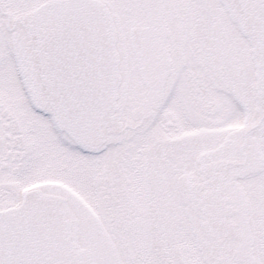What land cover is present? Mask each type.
Instances as JSON below:
<instances>
[{"label":"flooded vegetation","instance_id":"af4514ba","mask_svg":"<svg viewBox=\"0 0 264 264\" xmlns=\"http://www.w3.org/2000/svg\"><path fill=\"white\" fill-rule=\"evenodd\" d=\"M9 1L0 0V211L34 189L58 197L89 264H205L200 249L216 251L218 241L227 256L216 257L217 264H245L249 250L261 251L264 264V197L257 190L264 160L241 122L231 126L235 142L221 116L222 107L237 102L241 72L252 63L236 6L210 0L206 15L199 0H141L125 21L112 10L122 71L117 106L102 128L107 152L84 156L53 123L33 39L19 23L26 12ZM124 22L131 26L122 36ZM130 32H138L135 51L123 40L135 39ZM20 71L30 82L29 99ZM132 115L145 123L143 135L125 126ZM198 137L208 142L185 148ZM135 140L143 141L140 148H132ZM176 148L185 153L176 156ZM218 220L222 237L205 238L202 223L212 230Z\"/></svg>","mask_w":264,"mask_h":264},{"label":"water","instance_id":"95a60500","mask_svg":"<svg viewBox=\"0 0 264 264\" xmlns=\"http://www.w3.org/2000/svg\"><path fill=\"white\" fill-rule=\"evenodd\" d=\"M239 1L246 14L264 28V0ZM45 10L52 18L42 16L38 22L42 71L51 86V94L56 95L57 89V94L61 95L57 97L66 100V116L71 118L68 124L84 134L80 135L84 141L86 133L91 131L94 110L110 94L116 74L108 16L103 7L92 0L52 2ZM50 67L62 68L63 73L56 74ZM40 206H31V213L30 205L26 204L20 216L36 215V208L44 209ZM1 217L0 227L6 223L11 229L0 228V264H11L10 260L12 264H59L60 240L43 217L28 227L24 224L27 217L10 222ZM14 241L21 242L20 246L25 248L19 250L17 256L14 249L18 247L12 248ZM70 264L78 262L73 260Z\"/></svg>","mask_w":264,"mask_h":264},{"label":"rangeland","instance_id":"374dc122","mask_svg":"<svg viewBox=\"0 0 264 264\" xmlns=\"http://www.w3.org/2000/svg\"><path fill=\"white\" fill-rule=\"evenodd\" d=\"M25 1V0H24ZM29 3H25L24 4V7L25 8H29L30 6H33V4L36 2V0H28ZM16 2L19 4V2H21V0H16ZM110 4H112L115 8L117 7L118 4H122L123 1L122 0H109ZM140 0H130V5H129V8L131 9V14L135 13L136 12V9H137V4H139ZM141 3V2H140ZM18 9H22V8H19ZM118 13L120 14V16L123 18V15L121 14V12L118 11ZM132 18V17H131ZM125 24L126 22L120 24L121 28H122V34L125 35V33L127 34V30H128V27L131 26V24L127 23L128 26L127 28L125 27ZM125 42H126V47H127V50L130 51L131 49H133L135 51L136 47L132 44V41H130V39H124ZM258 98V97H257ZM249 101V100H248ZM237 114H240V112H238ZM255 116L256 114L253 115V117L251 118V122H249L248 124H251L254 119H255ZM123 121L125 123V126L129 127V128H133V130L136 131V133L140 134L142 131V135H143V131H144V128H145V123H142V120L139 119L138 117H133V115L131 117H124L123 118ZM154 127V126H152ZM134 131V132H135ZM156 132V130H155ZM154 132V133H155ZM152 133H149V135H151ZM235 139V137H234ZM143 141L142 140H135L134 143H133V149H137V148H140L141 147V143ZM130 151V150H129ZM132 152V157L135 158L136 155L134 154L133 150H131ZM106 153V152H105ZM40 165V167H38ZM189 165V169L191 172L194 170V168L196 167V165H193V162H191L190 164L188 163ZM37 168V171L36 173L39 175V176H42L43 179H44V167H43V163L41 161H38V164L36 165ZM189 174V172H188ZM206 256V254H205ZM209 255H207L208 257ZM206 258V257H205Z\"/></svg>","mask_w":264,"mask_h":264},{"label":"bare ground","instance_id":"6f19581e","mask_svg":"<svg viewBox=\"0 0 264 264\" xmlns=\"http://www.w3.org/2000/svg\"><path fill=\"white\" fill-rule=\"evenodd\" d=\"M65 247H66V250H62V253H60L59 264H70L71 263L68 255L72 254V249L70 248V246L68 244H66Z\"/></svg>","mask_w":264,"mask_h":264}]
</instances>
